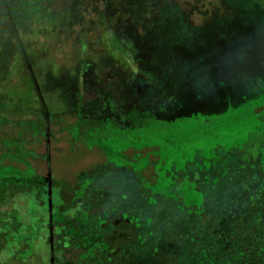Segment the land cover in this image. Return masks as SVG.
I'll use <instances>...</instances> for the list:
<instances>
[{
    "label": "rangeland",
    "instance_id": "1",
    "mask_svg": "<svg viewBox=\"0 0 264 264\" xmlns=\"http://www.w3.org/2000/svg\"><path fill=\"white\" fill-rule=\"evenodd\" d=\"M217 1L72 0L0 34V107L101 119L107 157L68 203L55 177L7 191L0 264H264V0Z\"/></svg>",
    "mask_w": 264,
    "mask_h": 264
},
{
    "label": "trees",
    "instance_id": "2",
    "mask_svg": "<svg viewBox=\"0 0 264 264\" xmlns=\"http://www.w3.org/2000/svg\"><path fill=\"white\" fill-rule=\"evenodd\" d=\"M173 3L185 11L191 7L193 13H189V19L196 16V9L219 10L220 7L217 0H173ZM71 4L72 0H0V34L11 25L27 23L38 10L56 11ZM100 123L101 119H82L74 113L44 117L31 108L0 107V201L7 191L33 190L55 177L57 182L63 181L61 193L68 203L66 194L77 184V173L107 160L101 147L92 145L94 148L88 149L82 138L85 131L95 130ZM57 156L73 165L70 175L55 170ZM6 241V232H0V250Z\"/></svg>",
    "mask_w": 264,
    "mask_h": 264
},
{
    "label": "flooded vegetation",
    "instance_id": "3",
    "mask_svg": "<svg viewBox=\"0 0 264 264\" xmlns=\"http://www.w3.org/2000/svg\"><path fill=\"white\" fill-rule=\"evenodd\" d=\"M177 6V5H176ZM179 7V6H178ZM105 163V162H104ZM102 164V163H101ZM99 165V164H98ZM97 166V165H96ZM118 236V235H117ZM105 239H107V238H109V240H110V238H113L114 239V235L113 234H106L105 236ZM117 239V238H116ZM108 240V239H107ZM111 242V241H110ZM112 242H118L117 240H113ZM118 245V244H117ZM117 245L115 244V247L114 248H116L117 247Z\"/></svg>",
    "mask_w": 264,
    "mask_h": 264
}]
</instances>
